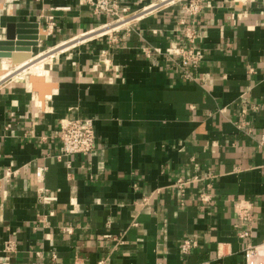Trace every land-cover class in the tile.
Masks as SVG:
<instances>
[{"label": "crops", "instance_id": "0c3cea01", "mask_svg": "<svg viewBox=\"0 0 264 264\" xmlns=\"http://www.w3.org/2000/svg\"><path fill=\"white\" fill-rule=\"evenodd\" d=\"M204 2V59L182 69L154 52L187 43L178 5L97 32L108 19L79 0H0V40L8 22H37L32 53L55 52L42 97L29 77L0 87V264H245L264 242V7ZM68 117L94 119L91 154L59 158ZM180 177L196 179L182 191ZM238 202L253 204L245 226Z\"/></svg>", "mask_w": 264, "mask_h": 264}, {"label": "built area", "instance_id": "2783aa9c", "mask_svg": "<svg viewBox=\"0 0 264 264\" xmlns=\"http://www.w3.org/2000/svg\"><path fill=\"white\" fill-rule=\"evenodd\" d=\"M79 2L83 5L90 6L95 14L105 16V18L108 19L100 28L91 31L111 25L115 26L113 27L115 31H120L123 28L129 29V26L133 22H138L149 15L159 14L178 5L180 8L179 24L184 27L183 34L187 43L181 44L173 42L165 50L155 47L154 52L165 55L170 59L177 60L178 65L182 69L188 65L197 68L204 59L202 48L197 46V40L200 38L201 33L196 27L198 23L197 17L205 7L204 0H138V8L136 9H132L131 6L128 5H123L120 0H79ZM262 7H264V0H262ZM107 33L108 32L102 33V36ZM111 42L119 43L120 38L111 36ZM185 77L187 79H192V76L187 73ZM59 137L61 140V154L59 158L91 154L96 149L97 142L94 119L86 117L64 118L61 121ZM43 175V168H38L36 171V181L39 183L42 182L44 180ZM195 179V177H180L176 180V186L184 191L185 186L195 181ZM53 199L54 197H44V201L48 200V202ZM200 200L209 203L211 201V195L207 192H203L200 194ZM235 209L240 226H245L252 222L253 204L251 202H238ZM66 231L70 232L71 228H67ZM239 236L241 238H250L251 232L248 230H241ZM13 244L12 242H6L4 250L6 252L13 251ZM197 246L198 241L196 239L185 238L181 243L180 249L182 254L187 256L192 249ZM244 259L245 264H264V242L256 244L249 241L244 248ZM32 264L42 263L35 261ZM98 264L109 263L106 260H101Z\"/></svg>", "mask_w": 264, "mask_h": 264}, {"label": "water", "instance_id": "95a60500", "mask_svg": "<svg viewBox=\"0 0 264 264\" xmlns=\"http://www.w3.org/2000/svg\"><path fill=\"white\" fill-rule=\"evenodd\" d=\"M39 28L40 24L37 22H8L5 29V38L0 40V57L11 58L15 64L26 60L24 56H19L17 52L25 51L33 54V49L39 47L40 41L46 39L45 36L42 38L39 36ZM29 78L34 87L41 91V97L44 95V87L51 88L52 86L41 83L40 88V82L36 83L31 76Z\"/></svg>", "mask_w": 264, "mask_h": 264}, {"label": "bare ground", "instance_id": "6f19581e", "mask_svg": "<svg viewBox=\"0 0 264 264\" xmlns=\"http://www.w3.org/2000/svg\"><path fill=\"white\" fill-rule=\"evenodd\" d=\"M108 29H110L109 26L104 28V30H108ZM101 31H103V29H100L97 32H101ZM97 32H93V35ZM88 36H91V33H89ZM56 49H58V48H56ZM58 50L63 51V50H65V47L59 48ZM54 53L55 52H51L48 54L47 52H42L36 56L34 54H30L27 52H19L17 54L19 56H24L26 60H24V62H21L19 64L16 63V67H14L15 65L13 67L12 66L7 67V66L3 65L2 64V62H3L2 57H0V79H6V81L4 82V83H6L8 80H10V81L16 80L19 78H23L26 75H30L31 77L34 78V81L36 83H39V82L40 83H42V82L47 83L45 63L54 62V60H55V57H54L55 55H53ZM35 66H36V68H35V70H33L32 68H34ZM13 78H15V79H13ZM34 89H36V87Z\"/></svg>", "mask_w": 264, "mask_h": 264}, {"label": "rangeland", "instance_id": "374dc122", "mask_svg": "<svg viewBox=\"0 0 264 264\" xmlns=\"http://www.w3.org/2000/svg\"><path fill=\"white\" fill-rule=\"evenodd\" d=\"M91 35H92V33H91ZM27 67V66H26ZM46 67V66H45ZM35 68H36V66L34 67V68H32L33 70H35ZM47 74H48V72H47ZM16 76V75H15ZM25 77H30V75H26ZM13 79H15V78H13ZM1 81H0V86L2 87L3 85H4V82L6 81V79H0Z\"/></svg>", "mask_w": 264, "mask_h": 264}]
</instances>
